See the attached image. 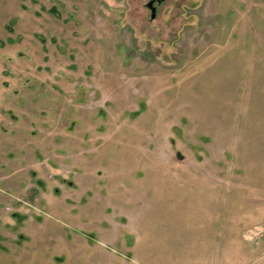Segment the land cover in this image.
Listing matches in <instances>:
<instances>
[{"label":"rangeland","instance_id":"rangeland-1","mask_svg":"<svg viewBox=\"0 0 264 264\" xmlns=\"http://www.w3.org/2000/svg\"><path fill=\"white\" fill-rule=\"evenodd\" d=\"M148 1L0 0V264H264V0Z\"/></svg>","mask_w":264,"mask_h":264},{"label":"water","instance_id":"water-1","mask_svg":"<svg viewBox=\"0 0 264 264\" xmlns=\"http://www.w3.org/2000/svg\"><path fill=\"white\" fill-rule=\"evenodd\" d=\"M158 2L160 0H157ZM155 0H149L146 4V6L148 7V9L150 10V19L153 20L155 19L156 16V6L154 5Z\"/></svg>","mask_w":264,"mask_h":264},{"label":"flooded vegetation","instance_id":"flooded-vegetation-1","mask_svg":"<svg viewBox=\"0 0 264 264\" xmlns=\"http://www.w3.org/2000/svg\"><path fill=\"white\" fill-rule=\"evenodd\" d=\"M160 2H161V0L159 2L157 0H155L154 5L156 6Z\"/></svg>","mask_w":264,"mask_h":264},{"label":"built area","instance_id":"built-area-1","mask_svg":"<svg viewBox=\"0 0 264 264\" xmlns=\"http://www.w3.org/2000/svg\"><path fill=\"white\" fill-rule=\"evenodd\" d=\"M255 234V232H253Z\"/></svg>","mask_w":264,"mask_h":264}]
</instances>
